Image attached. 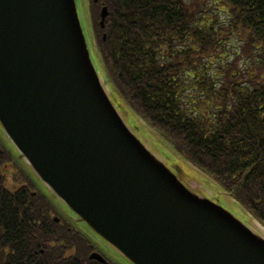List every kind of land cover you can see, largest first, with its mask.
Returning <instances> with one entry per match:
<instances>
[{"label":"water","instance_id":"1","mask_svg":"<svg viewBox=\"0 0 264 264\" xmlns=\"http://www.w3.org/2000/svg\"><path fill=\"white\" fill-rule=\"evenodd\" d=\"M0 125L48 189L132 264H264V237L194 192L127 123L76 0H0Z\"/></svg>","mask_w":264,"mask_h":264},{"label":"trees","instance_id":"2","mask_svg":"<svg viewBox=\"0 0 264 264\" xmlns=\"http://www.w3.org/2000/svg\"><path fill=\"white\" fill-rule=\"evenodd\" d=\"M89 2L116 101L264 227V0ZM23 168L0 152V264H100L89 259L100 247L76 222H55L56 204Z\"/></svg>","mask_w":264,"mask_h":264},{"label":"rangeland","instance_id":"3","mask_svg":"<svg viewBox=\"0 0 264 264\" xmlns=\"http://www.w3.org/2000/svg\"><path fill=\"white\" fill-rule=\"evenodd\" d=\"M77 3V9L78 14L80 17V22L82 25V29L85 35L87 47L91 56V60L96 67L97 70H101V62L99 59L98 54L96 53L94 49V45H96V39L93 35V29H92V23L90 21V13H89V2L88 0H76ZM218 15H222L223 18L225 17L224 14L217 12ZM221 18V19H223ZM93 35V37H92ZM125 109V108H124ZM128 112V110H126ZM123 116L129 123L130 127L135 129L137 134L141 135V137L145 138L147 141V146L156 152L157 156L161 157L163 160L164 158L158 153L160 150L164 156L170 157L171 162L177 167L183 170L190 178V185H192V189L196 193L203 194L204 196L208 197L209 199L213 200L217 204L223 206L226 208L229 212H231L235 217H237L240 221H242L244 224H246L249 227L254 228L258 233L264 236V228L255 221L247 212H245L241 205L237 203L234 199H232L223 189V187L218 184L216 181H214L211 177L206 175L204 172L200 171L199 169L192 167L190 164L185 162L182 159H177L174 157L172 152L168 149V145L166 143H163L162 140L155 135L150 129L144 126L143 122H141L136 117H133V113L126 114L122 112ZM154 134V135H153ZM3 141L6 146H10V141L6 137L5 134H3ZM158 149H156L155 147ZM154 148L158 151H155ZM10 150V148H9ZM16 166L12 163L10 167L8 168V172H12L16 174L18 171L16 170ZM200 186H199V185ZM63 212L69 217V212L66 208H62ZM77 228H79L84 233H88L89 231L83 225V223H77ZM108 253L119 263V264H130L125 259L119 257L117 254H113L108 251Z\"/></svg>","mask_w":264,"mask_h":264},{"label":"bare ground","instance_id":"4","mask_svg":"<svg viewBox=\"0 0 264 264\" xmlns=\"http://www.w3.org/2000/svg\"><path fill=\"white\" fill-rule=\"evenodd\" d=\"M2 168H1V172L2 173H5V174H3V175H7L8 176V168H9V164L7 163L6 165H2L1 166ZM29 171H31L29 168H23V170H22V173H23V176L24 175H26V176H29ZM201 197H206V196H204L203 194H199ZM206 198H208V197H206ZM55 220V219H54ZM55 222H57L58 223V221L57 220H55Z\"/></svg>","mask_w":264,"mask_h":264}]
</instances>
